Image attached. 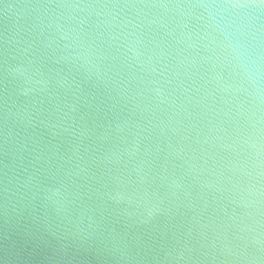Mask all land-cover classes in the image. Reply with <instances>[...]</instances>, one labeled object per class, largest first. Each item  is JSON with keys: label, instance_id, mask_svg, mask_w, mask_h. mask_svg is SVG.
I'll return each mask as SVG.
<instances>
[{"label": "water", "instance_id": "1", "mask_svg": "<svg viewBox=\"0 0 264 264\" xmlns=\"http://www.w3.org/2000/svg\"><path fill=\"white\" fill-rule=\"evenodd\" d=\"M0 264H264V0H0Z\"/></svg>", "mask_w": 264, "mask_h": 264}]
</instances>
